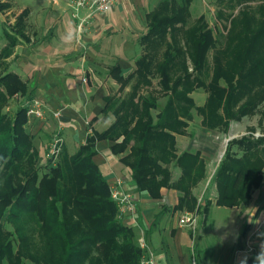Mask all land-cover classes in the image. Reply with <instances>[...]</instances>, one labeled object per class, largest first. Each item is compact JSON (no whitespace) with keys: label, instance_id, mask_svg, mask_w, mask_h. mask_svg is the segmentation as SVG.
Wrapping results in <instances>:
<instances>
[{"label":"trees","instance_id":"16d2710c","mask_svg":"<svg viewBox=\"0 0 264 264\" xmlns=\"http://www.w3.org/2000/svg\"><path fill=\"white\" fill-rule=\"evenodd\" d=\"M193 1L158 0L156 7L146 14L148 30L138 41L143 53L135 62L137 70L126 76L115 64L109 72L123 85L138 74V84L150 85L147 77L153 73L145 72L150 69L148 63L163 59L158 75L166 103L159 108L156 100L143 96L141 103L136 100L137 92L130 98L106 97L101 114L113 111L115 121L103 131L90 125L92 133L74 154H69L64 144L59 161L53 165L48 160L45 173L40 172L39 150L28 130L30 118L25 104L34 97L33 91L19 74L8 69L1 71L6 59L22 43L11 31L6 32L11 44L0 53V264H141L144 250L137 244L135 230L118 217L119 208L112 198L109 181L95 162L101 141L115 143L109 148L117 156L127 153L119 161L130 169L138 191L160 200L162 188L176 190L180 195L173 212L208 214L209 201L199 205L193 191L207 178L206 161L200 151L178 155L176 134L187 132L181 127L186 122L179 117L174 123L168 115L183 101L188 116L181 117L191 119L196 108L206 128L226 132L230 120L255 112L264 100V0H253L261 3L254 19L248 5H244L241 22L236 20L232 29L235 39L229 41L225 51L213 30L203 22L187 36L186 50L179 46L178 30L172 29L176 22H184ZM236 2L227 0L224 5L220 1L228 10L235 9ZM259 11L263 12L260 16ZM219 16L229 19L231 15L219 12ZM169 29L171 42L167 38ZM209 53L216 61L215 80L225 75L228 88L219 87L216 82L206 84L200 64ZM188 58L193 60L196 71L173 79L178 74L175 63ZM222 58L233 59L234 68L222 72ZM198 89L209 92L201 107L191 96ZM5 90L24 99L13 115L5 112L11 100ZM243 99L246 102L238 108ZM237 144L242 148L234 150L229 144L211 180L217 188L216 204L221 207L247 206L254 190L263 186L264 140L250 137L238 140ZM171 166L182 171L177 179L173 178ZM7 223L13 229H8ZM196 256L200 260L198 252ZM257 263L264 264L260 256H252L243 264Z\"/></svg>","mask_w":264,"mask_h":264},{"label":"rangeland","instance_id":"374dc122","mask_svg":"<svg viewBox=\"0 0 264 264\" xmlns=\"http://www.w3.org/2000/svg\"><path fill=\"white\" fill-rule=\"evenodd\" d=\"M119 1H121V0H119ZM125 1L128 2L130 4V6H132L133 0H125ZM220 1L221 0H194L192 2L189 15H187V17H185L184 22H176L177 24L175 23L173 26L174 29H172L173 32H176V30H178V32L176 33V36H177L176 40L178 41L180 47L182 46L183 49L186 50L187 36L192 31L196 30V28L198 26H200V24L203 22V23H205V25H207V27H209L210 29L213 30L214 34L217 37V40L220 42V48L223 51L227 50L229 47V41H232L233 39H235L233 37L232 29H234V26L236 24V22H235L236 20H238V22H241L240 17H241V12L244 11V7L246 5H248L247 10L249 12H251L250 17H252V19H254L255 18L254 12H257V9H256L257 6H259V4H261L260 2L253 1V0H250L249 2L247 0H238V2L235 3V6H234L235 9L228 10L226 8V6H224V5H226V4H224V2H226L227 0H222L224 5L222 3H220ZM243 1H246V2H243ZM148 2L150 4V6L148 7V9H146V6L144 8V9H146V14L156 7L158 0H146V3H148ZM256 2H258V3H256ZM55 3H56V0H0V53H1V50H3V49L7 48L6 50H8L10 47V44H11V40L8 38L7 35L5 36V34H6L5 32H7V31H14L15 32V31L20 30V32L23 33V35H25L24 33L27 32L28 33V35H27L28 39H27V37H25V39H26L25 41L29 42V43L31 42V39H33L35 37L32 33V32H34V28L33 27H30V28L26 27V25L16 26L17 22H19V21L22 23L24 22V24H26V22H47V23H51V24L52 23L56 24L57 22H68V25L65 24L64 29L59 28V26L57 24L56 27H54V29L52 30V32L50 34V38L46 39V40L48 41L49 45H52V46H60L61 45L62 47L63 46L64 47L66 46L69 48L72 47V49H73V46L75 45V43L76 44L80 43V42H78L79 33H77L78 32L77 31V23H79L78 19H76L72 16V10L69 8V6L65 2V0L62 3L63 6L61 8H63V11H61V12L53 11ZM40 7L47 8V9L44 12L42 10L39 11ZM24 11H26V12H24ZM110 11L108 14L114 13L113 11L112 12H110ZM140 11H142V10H140ZM219 12H222L225 15L230 14L231 16L229 19H226V16H224V17L219 16ZM262 13H263L262 11H259V16ZM142 14H143V16H146V14H144V12H142ZM114 15H116V16L118 15V17H120L119 22H122L123 24L119 27H116V31H114L113 34L111 35V37H112L111 41L118 42V40L123 38L124 40L129 41V44L132 45V47H133L132 49L134 51L139 52L141 50V52H142L143 50L139 46L138 40L143 34L147 33L148 28H146V30L145 31L143 30L142 32H134L131 27L126 25L127 22H134L131 19V17L134 18V16L130 12H126L125 14H123V13L119 12L117 9L116 12L114 13ZM256 16H257V13H256ZM135 22H138L137 23L138 25L136 27L138 29L139 28L142 29L141 19H139V20L137 19V21H135ZM145 22L147 25V21H145ZM146 25H145V27H146ZM172 31L170 29L167 31V38H168L169 42H171L170 36H171ZM57 33L61 34V38L57 37ZM40 35H41L40 37H42L44 34L41 33ZM151 48H152V46H151ZM163 49H165V47L162 48L161 50H163ZM66 57H69L70 61L73 63L72 66L75 68V72L77 75L76 79H81V77L79 75L80 71L82 70V68L85 65L87 66V64H85V65L83 64L81 66L80 54H77L75 52L70 53L68 55L60 54L56 57H54V56L47 57V56H42V54L40 55L37 52H31L30 53L29 51H27L25 53V55L22 54L21 57H18L14 62L12 61L11 56L8 57L6 59V62H5L6 64L4 67L1 68V71L8 69V71L17 72L22 76L23 80L29 79L31 84H35L37 77L39 76L40 72L43 71L44 68H46V67L51 68L52 67V69L56 70L60 66V64H63V62H65ZM138 58H136V60L133 63V68L130 72L131 74L134 73L133 71L137 70L136 67H138V65L135 64V62L137 61ZM160 59H162V58L160 57ZM162 62H163V59L153 61L150 64L148 63V65H149L148 68H150V69L146 70V71L143 70L146 73H153V74H149L147 77L150 80V85L138 84V81H139L138 75L139 74L137 76H134L133 80H131V82H129V84H126V85H123L124 83H122V81L119 82L111 76V78L114 79V81H116V84L113 86V91L112 90L109 91V90H107V88L104 91V96H103L104 104L106 103L105 98L108 96H111V98H119V97L122 98L123 96L130 98L133 95L135 96V94L137 92L138 95L136 97V100H139L142 103V100L140 98L141 96L146 97V98H150L152 101L156 100L158 102L159 108H161L166 103V100H167L166 93L163 94V92H162V85H161V79L162 78L160 77V75H158V69L161 68ZM221 63H222V69H223L222 72L227 70L229 67L234 68L233 59L222 58ZM240 63L241 62H238V72H239V68H240ZM245 63L246 62H244V65L246 66ZM215 64H216V61L213 58L212 54H210V53H209V56L203 60L202 64H200V66L204 70L203 78H205L206 84L209 86L210 84H214L216 82V84L219 87H224V88L227 87L228 88L229 87V85L227 83L228 78L225 75H221L220 77H218L217 80H215L216 76H217L214 73ZM175 65L177 66L179 71H177V68L175 69L176 73H178V74L175 77H173V79L177 78V76L183 77L184 74H186V73H192V72L196 71L194 68L195 65L193 64V60L190 58H188L187 60L185 59L181 62H176ZM182 69H184V70H182ZM56 73H57V71H56ZM0 74H2V72ZM239 74H240V72L238 73V77H239ZM127 75L128 74H126V76ZM243 75H245V72H243ZM235 76H237V75H235ZM235 79H237V77ZM83 80H85V78ZM5 92L9 95V97L11 99L9 101L8 106L5 108V112L8 111V112H10V114L13 115L15 113L16 109L24 101V99H23V97L18 96L17 94H13L11 91L5 90ZM39 95L40 96H38V94H36V98L33 97L25 105L27 106V104L29 103L28 104V106H29L30 102L33 99H37L39 102L45 104L44 98L41 96V94H39ZM191 96L193 97L196 105L198 107H201V106L205 105L206 100L208 99V96H209V92L206 89H198V90H195L191 94ZM239 102H238V108L244 102H246V99L240 100ZM180 104H182V106L178 105L175 109H173V111L169 112V115H168L169 117H171L170 121H172L174 119V123L176 122L177 119L179 120V117H180V120L186 122V126L184 124L181 127L184 126L183 127L184 130H186L187 132L184 134H176V141H177V135L179 138H181L182 136L192 135L190 137H192L195 140V142H199L196 136L201 131H209V132L215 133L214 136H216L217 138H220V139H219V141L217 140V142H218L217 144H214V145L211 144V146L214 149H217V148L219 149L217 152V155L219 154L218 159L220 160V163L224 158V155L226 153V150H227L229 144H231L230 146H232L234 150H238V148H242V146H238V144H237L238 140L248 139L250 137L264 140V100L262 101V103H260L258 105L259 107L255 110L254 113H251V114L246 113L241 118L238 117L237 119L230 120L229 121L230 125H229L228 130L226 132L224 129H221V131L218 132V131L210 130V129L206 128L202 122L203 117L199 114V112L196 110V108H194V110L192 111V114H191L192 118L191 119L189 118V120H187L186 118H184V117L188 116L187 115L188 110L186 108H184L185 103L183 101H180ZM177 115H179V116H177ZM27 116H28V114H27ZM181 116H184V117H181ZM96 117H98V119L100 121H103V123H105V124H97L98 119L96 121H94V120L92 121V119H89L90 124L88 125V127L91 128L90 125H92V127L98 131H103V130L108 129V127L111 125V123L113 121H115L113 111H112V113H109L108 115L100 114ZM29 118L31 119L32 117H29ZM107 120H109L108 125H106ZM52 124L53 123H50V124H48V126H50L52 128L56 127V128H54L55 129L54 132H56L57 127H58V122H57L56 126L55 125L52 126ZM62 127H63V124H62ZM76 129L79 130V127H75V129H72V131H75ZM63 130H64V127H63ZM68 131L69 130H67V132H66V138H68L67 136H70ZM54 132H53V134H55ZM83 134H84V132H83ZM63 136H64V134H63ZM101 142H103V141H101ZM50 143H51V141L49 142V144ZM35 144H36V147L39 150V154H40V156H39L40 166H42V168L40 169V172L45 173V171L47 170L46 169L47 167L45 168V166H47V164H48V159L46 156L47 151L45 152V149L43 147V143L40 142L39 140H36ZM109 144L111 146H113V144H115V143L112 142ZM79 146H80V144H77L74 148V144H71V147H72L71 150L77 149ZM176 146H177L178 155L186 152V150L181 149V145H179V149H178V145H176ZM77 150L75 152H77ZM189 151L190 152H196V151H200V150L192 149ZM75 152H73V154ZM126 154L127 153H125V154L123 153L121 156L124 157ZM104 156L106 157V160L108 162L114 163L116 166H120V167H122V169L127 171L126 178L128 179V182L130 184L127 185V183H126V186H124V189L129 190L130 191L129 193H131L135 199L139 196V194H148L147 192L138 191V188L133 183V181L130 177V169L128 167L124 166L119 161V158H121L120 155L117 156L116 154L112 153L111 149L109 148V150L106 149L105 151H103L102 158H104ZM60 157H61V155H59V159H60ZM99 158L101 159V157H99ZM59 159L57 161H59ZM101 160H103V159H101ZM95 162L98 164V162L96 161V158H95ZM215 168H216V166L214 167V169ZM177 171H178V173L176 174ZM212 171L213 170L211 167L209 169V174L207 175V176H209V180L213 179V176H212L213 172ZM171 172H173V178H174V174H176L177 178H178L182 173V171L180 169H175V168H173V166H171ZM215 173H216V171L214 172V175H215ZM206 174H207V162H206ZM117 176H120L119 172H116V176L112 177L111 179H108L105 176L109 181V187L114 182V180ZM199 184L193 189V191H195V189L198 188ZM263 184H264V182H263ZM211 187L212 186H210L209 188H211ZM163 189H165V188L161 189V194H162ZM259 189H257V190H259ZM110 191H111V188H110ZM200 193H201V190L198 191V194H200ZM206 194H207V192H206ZM194 195H195V193H194ZM204 196H205V194H204ZM204 196H203V199L205 198ZM254 196L256 198L258 196V194L255 193V191H254ZM149 197L151 198L150 195H149ZM203 199H201L200 201L198 200L199 205H204L203 202L205 199L204 200ZM255 200L256 199H254V201H253L254 203L251 201L249 205L241 206V207H238L235 209H227V208L222 209V208H219L217 206H214L210 212V215H209L207 222L206 221L204 222V220H203L204 215L199 214V220H198L199 222H198L197 230H195L191 234H189L190 240H191L189 244L191 245V247H189V245H188L187 247L183 248L184 253H185L184 259L186 261V264H196V263L197 264L198 263L199 264H214L217 260H220V257L217 254V252L212 251L213 246L220 245L223 249L224 244L229 243V242L233 243V241L235 239L234 237H236L237 234H238V238L240 237L239 235H241L243 232L242 223H243L244 218L245 217L247 218V216L249 214L248 210H249L250 206H252V204L259 205L261 203V202L257 203V201H255ZM263 201H264V199H263ZM162 208L163 207L160 206L159 209L161 210ZM168 209L169 208L167 207L166 210H168ZM157 212H159V211H157ZM170 212L171 211H167V213L166 212L165 213L167 215V214H170ZM139 214H140V212L137 208V215H138L137 216V224H139V222H138L139 221L138 220ZM154 214L149 216L147 220H145V218H143V217H140L141 222L144 223V224H141V226L144 225L143 230H141V228L137 224H134L132 222H131L132 225L129 224V226H132V228H134V230H135L136 237L138 239L137 244H141L142 238H144L145 235L147 234V232L150 230L149 227L147 226V224H148V222L149 223L153 222V219L155 217H157V215L155 217H153ZM181 214H179V216L176 219L177 223H178V220H179V217L181 216ZM118 217H119V215H118ZM122 221L124 222V219H122ZM251 221H252V217H251ZM160 224H161V222L159 221V217H157L156 226L159 227ZM151 225H152V223H151ZM153 226H155L154 223L152 225V228H153ZM6 227L8 229H13L12 224H9V223L6 224ZM147 229H148V231H147ZM185 230L188 232L192 231V230L187 229V228ZM201 234L203 235L202 237H201ZM199 236H200V238H199ZM163 239H164V236H162V234L159 235V237L156 236V238H155V242H156V244H158L157 248H156L158 253L154 252V254L156 256V260H157L158 264H178V262L172 258L170 248L168 250H166V247H168V246L165 245ZM144 240L146 242L147 238L145 237ZM197 242H200L201 244H203V246H201L202 248L204 247V244L211 246V247H209L210 250L207 253H206V251H203V257L200 255L201 261L198 260L197 256L195 258L192 256L193 252H195V250H196V247H197L196 243ZM42 244H40V245H42ZM250 244H251V242H250ZM199 246H200V244H199ZM251 246H252V244H251ZM221 253H225V252L222 251ZM254 253L255 252H251L250 254H254ZM214 254H215V256L218 255V259L214 258L213 256L209 257V255H214ZM233 256H234V254H233ZM260 258H261V261L264 262V256H260ZM231 260H232V258H231ZM242 261L243 260H239V258H238V261H235L232 263L233 264H241ZM27 264H34V263L27 262Z\"/></svg>","mask_w":264,"mask_h":264},{"label":"crops","instance_id":"0c3cea01","mask_svg":"<svg viewBox=\"0 0 264 264\" xmlns=\"http://www.w3.org/2000/svg\"><path fill=\"white\" fill-rule=\"evenodd\" d=\"M63 2L64 0H56L53 11H63V8H61L63 6ZM65 2L67 3V0H65ZM145 6L146 9H148V7L150 6L149 2L146 3V0H133L132 6H130V4L125 0H118L116 6L110 12L113 11L115 13L117 9L123 14H125L126 12H130L134 16V18L131 17L132 21L134 22H127L126 25L131 27L134 32H142L147 28L145 22L146 16H143L142 14V12L146 14V9H144ZM46 9L47 8L40 7L39 11L42 10L44 12ZM108 13L109 12L97 16L93 25L88 30L83 32H80L77 23V33H79L78 42L80 43H75L73 49L72 47H62L61 45L52 46L49 45L48 41L46 40L50 38L52 30L54 29V27H56L57 24L59 28L64 29L65 24L68 25V22H57L56 24L47 22H26V24H24V22H21V25H26V27L34 28V32L32 33L35 37L31 39L30 43L25 41V37H27L28 39L27 32H25V35H23L20 30L15 32L11 31L13 35L18 36V38L22 41V43L17 45L13 55L11 56L13 62L18 57H21L22 54L25 55L27 51H29L30 53L37 52L40 55L42 54V56L47 57H56L60 54L68 55L75 52L77 54H80L81 66L83 64H87V66L85 65L80 71L79 75L81 79H76L77 75L75 72V68L72 66L73 63L70 61L69 57H66L65 62H63V64H60V66L56 70L52 69V67L44 68L37 77L35 84H31L29 79L24 80L27 81L30 89L33 91L34 98H36V94H38V96H40L39 94H41V96L44 98L46 106H48L50 110L62 111L61 122L64 127L63 134L65 137V148L67 149L69 154H73V152H75L83 143H85L86 137L91 130L88 127L89 119H93L94 117L100 115L105 105L103 96L106 88L109 91H113V86L116 84V81L111 78L109 74L110 69L115 66V64H119L122 70V74L126 75L131 72L133 63L136 58H138L143 53V51L141 52V50L139 52L134 51L132 49V45L129 44V41L124 40L123 38L118 40V42L111 41V35L114 31H116V27L121 26L123 23L119 22L120 17H118V15L116 16L114 15V13ZM137 19H141L142 29H138L136 27L138 25V22H135L137 21ZM16 26H19V22H17ZM41 33L44 34L42 37H40ZM57 37L61 38V34L57 33ZM84 78L85 82L83 80ZM57 122L58 121L53 118L50 111L48 112V118L45 122L38 121L34 118H31L29 121L28 130H30V132L34 135L35 141L39 140L43 143L45 152L47 151L46 147L52 139V134L55 130L54 128H56H52L48 126V124L53 123L52 126H56ZM97 124L105 123L98 119ZM108 124L109 120L106 121V125ZM75 127H79V130L76 129L75 131H72V129H75ZM67 130H69L68 132L70 134V136H67L68 138H66ZM214 134L215 133L209 131H201L196 136L199 142H195V140L190 137L192 135L182 136L181 138H179L177 135L178 149L179 145H181V149L186 151L192 149L200 150L202 153L201 157L207 162V175L209 174V169L212 167L213 177L214 172L217 170L220 163V160L218 159L219 154L217 155L219 149H214L211 146V144H217V140L219 141L220 139L214 136ZM71 144H74V148L77 144H80V146L77 149L71 150ZM109 146V142L106 141L98 143L97 147L99 153L98 156H96V161L100 165L103 174L108 179L115 177L116 172H119L120 176L117 177L123 178L125 180L124 186H126V183L127 185L130 184L128 182V179L126 178L127 171L122 169V167L120 166H116L114 163L108 162L105 156L104 158H102L103 151H105L106 149L109 150ZM99 157H101V159H103L104 161ZM215 166L216 168L214 169ZM177 173L178 171L176 172V174ZM176 174H174V179L177 178ZM211 180H209V176H207L206 180L201 182L198 188H196L194 191L195 196L199 201L203 199V196L205 194V200L203 199V203L205 204L207 200L209 201L208 203H210V209L208 214L206 215L207 217L204 216L203 218L204 222H207L210 212L214 206L222 209L227 208L218 206L216 204L217 188L216 185H213L211 183ZM210 186L212 187L209 188ZM199 190H201L200 194H198ZM126 191L130 192L127 189ZM254 191L258 194V196L256 198L253 192L251 201L253 202L254 199H256L255 201H257V203H261L259 205L252 204V206H250L248 210L249 214L247 218L245 217L243 220V232L241 235H239V238L237 234V236L234 237L235 239L233 243L229 242L224 244L223 249L220 245L213 246L212 251L217 252L220 257V260H217L214 264H233L232 262L238 261V258L239 260H243L241 262V264H243L245 260L249 259L252 256H264V184L259 190L256 189ZM136 199L138 210L140 212L138 226L141 228V230H143L144 227V225L141 226V224L144 223L141 222L140 217H143L145 218V220H147L149 216L155 213L153 217L157 215V217H159V221L161 222L160 226L157 227V217H155L153 219V222H151L152 225L153 223L155 225L153 226V228L151 223L148 222L147 224L150 230L148 231L147 229L148 232L145 237L147 238L146 242L150 250L158 253L156 249L158 244H156L155 238L156 236L159 237V235L162 234V236H164L163 241L165 245L168 246L166 247V250L170 248L172 258L177 261L178 264H186L183 248L187 247L188 245L189 247H191V245L189 244L191 241L189 234H191L193 231L188 232L185 229L179 228L176 222L179 214L183 213L181 211L173 212V209L179 201V192L176 190L165 188L162 190V198L160 200H153L149 197L148 194H139ZM160 206L163 207L161 210L159 209ZM167 207L169 208L168 210H166ZM235 208L238 207L227 209ZM167 211H171L170 214L166 215ZM124 222L125 224L129 225L130 221L128 222V220H124ZM202 236L203 235L201 234V237ZM248 241L251 242L253 246L252 248L254 249V254H250L247 251ZM196 245V250L195 252H193L192 256L195 258L196 252H198L199 259L200 255L203 257V251H206L207 253L210 250L209 247H211L207 244H204V247L202 248L201 246H203V244H201L200 242H197ZM222 251L225 253H221ZM218 255H209V257L213 256L214 258L218 259Z\"/></svg>","mask_w":264,"mask_h":264},{"label":"built area","instance_id":"2783aa9c","mask_svg":"<svg viewBox=\"0 0 264 264\" xmlns=\"http://www.w3.org/2000/svg\"><path fill=\"white\" fill-rule=\"evenodd\" d=\"M118 0H68L67 4L72 10V16L78 19V28L80 32L88 30L94 23L97 16L109 12L117 3ZM85 81V80H84ZM29 104V103H28ZM27 104V114L38 121L45 122L50 111L53 118L58 121L57 131L55 132L51 143L47 148V159L52 161L55 165L62 147L65 144L62 127V111H52L46 104L33 99L30 105ZM89 125V123H88ZM91 129V128H90ZM92 133V129L88 134ZM125 181L121 177H116L111 184V195L119 208V218L130 221L129 224H137V200L134 196L124 189ZM199 214L197 212H183L178 220V227L181 229L197 230ZM132 225V224H131ZM138 225V224H137ZM264 225V222H263ZM141 247L144 249L141 264H158L156 256L152 250L147 246L144 238L141 240ZM247 251L254 252L250 242H247ZM197 264V263H196Z\"/></svg>","mask_w":264,"mask_h":264}]
</instances>
